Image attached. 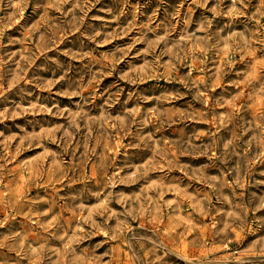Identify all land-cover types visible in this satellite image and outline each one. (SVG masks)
Instances as JSON below:
<instances>
[{
	"label": "rangeland",
	"instance_id": "rangeland-1",
	"mask_svg": "<svg viewBox=\"0 0 264 264\" xmlns=\"http://www.w3.org/2000/svg\"><path fill=\"white\" fill-rule=\"evenodd\" d=\"M0 264H264V0H0Z\"/></svg>",
	"mask_w": 264,
	"mask_h": 264
}]
</instances>
